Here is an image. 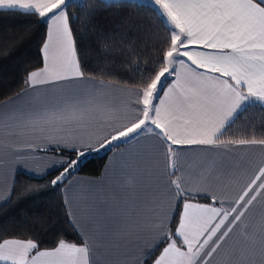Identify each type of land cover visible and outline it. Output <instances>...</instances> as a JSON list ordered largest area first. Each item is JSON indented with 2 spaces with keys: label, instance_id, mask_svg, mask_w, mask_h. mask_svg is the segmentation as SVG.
<instances>
[{
  "label": "snow or ice",
  "instance_id": "snow-or-ice-1",
  "mask_svg": "<svg viewBox=\"0 0 264 264\" xmlns=\"http://www.w3.org/2000/svg\"><path fill=\"white\" fill-rule=\"evenodd\" d=\"M101 2L115 6V0ZM152 2L169 35L156 65L129 88L85 76L68 0H0V9L36 15L48 26L41 48L43 65L28 73L27 87L15 98L30 99L0 113V151L41 150L35 139L61 151L70 148L76 158L59 161L62 170L50 181L57 186L78 167L85 148L111 149L114 142L139 143L142 136L155 141L164 150L166 195L177 206L173 210L169 201L168 209H155L147 228L151 250L133 264H213L217 256L225 258L223 264H264V214L251 216L255 202L264 199V166L228 198L211 188L231 178L235 165L206 159L192 162L186 171L178 151L185 145L264 146V139H220L245 102L264 104V0ZM85 6L81 0L79 7ZM169 77L175 79L161 97ZM117 93L134 99L119 100ZM12 104L10 99L0 108ZM139 172L150 180L154 176L147 167ZM136 179L130 176L128 183ZM202 191L211 203L191 202ZM156 192L149 183L143 195L149 198ZM129 201L126 211L134 215L135 198ZM106 208L104 202L99 211ZM77 225L74 219V228ZM79 227L86 229L85 224ZM97 250L87 230L79 243L59 239L50 249L33 239H3L0 264H98Z\"/></svg>",
  "mask_w": 264,
  "mask_h": 264
},
{
  "label": "trees",
  "instance_id": "trees-1",
  "mask_svg": "<svg viewBox=\"0 0 264 264\" xmlns=\"http://www.w3.org/2000/svg\"><path fill=\"white\" fill-rule=\"evenodd\" d=\"M80 3L81 0L70 1L68 12L85 76L130 87L137 84L146 70L156 65L158 51L169 35L154 6L134 0L115 1V6L85 0L86 6L81 9ZM47 29L36 15L0 10V103L25 90L28 73L42 67L41 48ZM252 138L264 139V106L258 102L241 111L220 137L224 141ZM118 146L85 151L72 175L57 186L50 181L62 169L43 177L18 172L10 200L0 206V241L33 239L42 249L54 247L59 239L79 243L81 237L70 219L64 186L75 175L100 176ZM44 152L66 160L76 158L64 148ZM191 200L210 202L205 197Z\"/></svg>",
  "mask_w": 264,
  "mask_h": 264
},
{
  "label": "crops",
  "instance_id": "crops-1",
  "mask_svg": "<svg viewBox=\"0 0 264 264\" xmlns=\"http://www.w3.org/2000/svg\"><path fill=\"white\" fill-rule=\"evenodd\" d=\"M70 1L74 0H68V2ZM134 1L148 2L153 5L152 0ZM90 78L105 83L109 82ZM168 79L171 80L166 86H163V91L160 92L161 97H163L164 91H168L175 78L169 77ZM47 91L49 90H40L41 93ZM17 95L0 103L4 104L10 99L13 101V104L9 105L7 109L0 108V113L24 105L30 99V97H21L17 100L15 99ZM116 95L119 100L134 99V97L123 96L119 93ZM252 103L254 102H245L233 120ZM260 104L264 106V104ZM2 135L3 132L0 131V136ZM33 143L41 150H28L22 147V150L17 154L0 151V206L10 200L18 172L23 171L32 176L43 177L60 170L59 161L66 160L63 156L44 152V150L58 148L56 145L48 144L40 139H35ZM113 145L119 146L109 155L102 174L98 177L75 175L64 186V198L72 224L74 219L78 222L75 229L80 237L85 230L94 236L95 243L98 246L95 253L98 264H133L136 258L144 260L151 250L152 244L147 228L151 221L155 219V209L157 207L168 209L170 201L171 208L174 210L177 201L166 195V178L163 175L165 171L164 150L155 141L147 140L142 136L139 143L134 140L131 143L114 142ZM64 149L71 150L70 148ZM83 150L89 151L86 148ZM178 151L182 153L186 171H188L187 166L192 162L206 159H223L235 165L231 178L225 179L219 184H213L211 188V191H215L217 194L223 192L228 198H233L248 178L259 167L264 166V146L260 145H229L227 148L185 145L180 146ZM145 167L154 173L151 180L139 172L140 169ZM177 175H180V173H177ZM130 176H136L137 179L134 184L128 183ZM171 179H174V177H171ZM191 180L193 183L197 182L195 176L191 177ZM149 183L157 189V192L155 196L145 198L143 193ZM193 191L195 192V188H193ZM129 197L135 198V203L132 205L136 208L134 215L126 211L125 202L129 201ZM195 197L205 196L202 191L200 195ZM104 202L108 204V208L99 211ZM191 202L200 203L192 200ZM89 210H91L90 216L88 215ZM171 214V211H169V215ZM261 214H264V199H258L251 212V216L254 218H259ZM80 224H85L86 229L80 228ZM224 259L223 256H217L213 264H223Z\"/></svg>",
  "mask_w": 264,
  "mask_h": 264
},
{
  "label": "rangeland",
  "instance_id": "rangeland-1",
  "mask_svg": "<svg viewBox=\"0 0 264 264\" xmlns=\"http://www.w3.org/2000/svg\"><path fill=\"white\" fill-rule=\"evenodd\" d=\"M115 1H122V0H115ZM166 83V80H165V82H164V84ZM164 84H163V86H164ZM162 92V91H161ZM160 96H161V94H160ZM100 150H102V149H100ZM77 231V230H76Z\"/></svg>",
  "mask_w": 264,
  "mask_h": 264
}]
</instances>
